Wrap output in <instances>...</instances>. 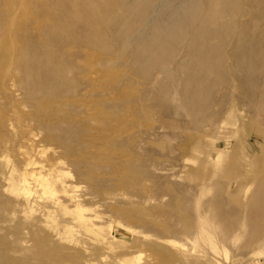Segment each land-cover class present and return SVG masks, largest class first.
I'll list each match as a JSON object with an SVG mask.
<instances>
[{
    "label": "rangeland",
    "instance_id": "374dc122",
    "mask_svg": "<svg viewBox=\"0 0 264 264\" xmlns=\"http://www.w3.org/2000/svg\"><path fill=\"white\" fill-rule=\"evenodd\" d=\"M150 263L264 264V0H0V264Z\"/></svg>",
    "mask_w": 264,
    "mask_h": 264
},
{
    "label": "bare ground",
    "instance_id": "6f19581e",
    "mask_svg": "<svg viewBox=\"0 0 264 264\" xmlns=\"http://www.w3.org/2000/svg\"><path fill=\"white\" fill-rule=\"evenodd\" d=\"M27 3V2H26ZM112 253V252H111ZM78 259V258H77ZM79 261H80V259H79ZM151 264V263H150Z\"/></svg>",
    "mask_w": 264,
    "mask_h": 264
}]
</instances>
